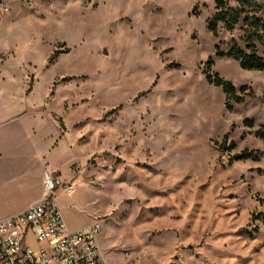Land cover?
Returning a JSON list of instances; mask_svg holds the SVG:
<instances>
[{
  "label": "rangeland",
  "instance_id": "374dc122",
  "mask_svg": "<svg viewBox=\"0 0 264 264\" xmlns=\"http://www.w3.org/2000/svg\"><path fill=\"white\" fill-rule=\"evenodd\" d=\"M225 2L241 14L215 36L213 0L11 2L0 21V102L13 110L0 124L10 132L0 216L39 201L46 171L73 184L54 193L68 229L100 224L106 264H264V73L225 56L232 43L248 51L264 0ZM209 59L244 87L231 109L205 80ZM243 149L258 157L232 161Z\"/></svg>",
  "mask_w": 264,
  "mask_h": 264
},
{
  "label": "built area",
  "instance_id": "2783aa9c",
  "mask_svg": "<svg viewBox=\"0 0 264 264\" xmlns=\"http://www.w3.org/2000/svg\"><path fill=\"white\" fill-rule=\"evenodd\" d=\"M14 1L0 0V21ZM72 188V183L43 172L41 199L0 219V264H106L97 241L100 224L71 231L54 200L56 191Z\"/></svg>",
  "mask_w": 264,
  "mask_h": 264
},
{
  "label": "trees",
  "instance_id": "16d2710c",
  "mask_svg": "<svg viewBox=\"0 0 264 264\" xmlns=\"http://www.w3.org/2000/svg\"><path fill=\"white\" fill-rule=\"evenodd\" d=\"M238 7L247 6L250 0H234ZM215 4V8L218 10L213 17L207 22L208 31L215 36L217 33V24L222 23L227 29H231L233 25H235L240 17V10L237 9H229L226 8L225 0H213ZM257 30L261 31V35H264V24L260 22H255V28L252 32L247 31L244 34L243 40L246 43L247 52L241 50L236 44L232 43L230 49L225 54V56L230 57L236 60L239 64V67L249 71H257L264 73V56L261 57L256 54L252 47V41L254 39L260 40L262 36L257 34ZM215 56H223L222 53L218 51V47L215 48ZM213 65L211 59H209L204 68V77L208 84L220 88L222 93L225 96V100L227 103V109H231L229 102H241L243 101V90L244 87L240 88L239 91L227 80L222 79L217 74H212L210 69ZM242 94V95H240ZM256 135L260 137H264V134L258 130ZM220 149H223V144ZM257 151L255 150H247L243 149L238 154L232 156V161H240L243 159H255L257 158Z\"/></svg>",
  "mask_w": 264,
  "mask_h": 264
},
{
  "label": "crops",
  "instance_id": "0c3cea01",
  "mask_svg": "<svg viewBox=\"0 0 264 264\" xmlns=\"http://www.w3.org/2000/svg\"><path fill=\"white\" fill-rule=\"evenodd\" d=\"M9 13V12H8ZM7 13V14H8ZM6 14V15H7ZM5 15V16H6ZM4 16V17H5ZM12 111L13 110H11V104L9 103V102H0V124H4V123H7L8 122V120L12 117L11 115H12ZM3 133H10L7 129H5L3 132H0V135H2ZM11 134H14V133H11ZM17 135V134H16ZM36 137H38V136H36ZM16 139V138H15ZM14 139V140H15ZM40 139V138H39ZM15 145H16V142L14 141V144H13V146H12V148H11V150H10V153L12 154V155H14V156H18V155H16V154H14V152H13V150H14V147H15ZM19 158H20V156H18ZM21 159V158H20ZM24 161V160H23ZM25 164V163H24ZM27 168V167H26ZM46 172V171H45ZM51 173V172H50ZM42 175H43V172L42 173H40L39 174V181H38V183H39V187H40V183H41V186H42ZM58 177V176H57ZM59 178V177H58ZM23 211V210H22ZM19 212H21V211H19ZM19 212H16V213H14V214H17V213H19ZM14 214H10V215H7V216H0V219L1 218H6V217H9V216H12V215H14Z\"/></svg>",
  "mask_w": 264,
  "mask_h": 264
}]
</instances>
